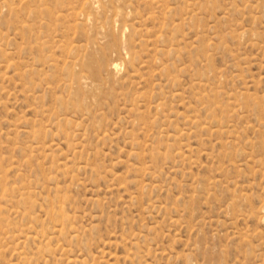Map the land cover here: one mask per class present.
Listing matches in <instances>:
<instances>
[{
	"label": "rangeland",
	"instance_id": "1",
	"mask_svg": "<svg viewBox=\"0 0 264 264\" xmlns=\"http://www.w3.org/2000/svg\"><path fill=\"white\" fill-rule=\"evenodd\" d=\"M96 1L0 0V264H264V0Z\"/></svg>",
	"mask_w": 264,
	"mask_h": 264
},
{
	"label": "bare ground",
	"instance_id": "2",
	"mask_svg": "<svg viewBox=\"0 0 264 264\" xmlns=\"http://www.w3.org/2000/svg\"><path fill=\"white\" fill-rule=\"evenodd\" d=\"M91 1V3L92 4H97L98 3V1H96V0H90ZM100 1V0H99ZM101 3V2H100ZM87 6V5H86ZM97 11H99V10H97ZM89 19V18H88ZM90 19H91V17H90ZM114 43H116V42H114ZM113 43V44H114ZM115 45V48H116V44H114ZM111 46V45H110ZM114 49V48H113ZM104 53V52H103ZM103 55V54H102ZM105 56V55H104ZM103 56V57H104ZM92 56L90 55V58L88 57V61L87 62H83V66L85 67V68H88V70H90V74H91V77H93L94 79H98L99 78V70L101 69L102 70V68H104V67H106V69L109 71H115L116 69H117V63L116 62H114V61H112V62H109V64H107V65H105L104 67H100V64H101V62H103V61H101L100 63H99V65H95L96 64V62L94 63V59H97V58H95V57H93V59L91 58ZM103 59V58H102ZM105 59V58H104ZM100 60V59H99ZM106 60V59H105ZM104 60V62L106 63V61ZM103 64V63H102ZM104 65V64H103ZM104 76V75H103ZM79 79V78H78ZM86 79H88V78H86ZM85 79V80H86ZM90 79V78H89ZM80 81V80H79ZM89 82V81H88ZM73 83V82H72ZM81 83V82H80ZM84 83V82H83ZM91 84V83H90ZM71 86V85H70ZM73 86V85H72ZM73 90H75V91H80V90H82V87L78 84V87L77 88H75V89H73ZM74 95V94H73Z\"/></svg>",
	"mask_w": 264,
	"mask_h": 264
}]
</instances>
